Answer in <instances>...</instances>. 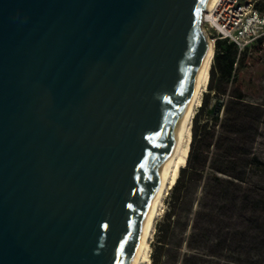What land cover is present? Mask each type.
I'll return each instance as SVG.
<instances>
[{
	"label": "water",
	"instance_id": "obj_1",
	"mask_svg": "<svg viewBox=\"0 0 264 264\" xmlns=\"http://www.w3.org/2000/svg\"><path fill=\"white\" fill-rule=\"evenodd\" d=\"M207 3L0 0V264H129Z\"/></svg>",
	"mask_w": 264,
	"mask_h": 264
},
{
	"label": "rangeland",
	"instance_id": "obj_2",
	"mask_svg": "<svg viewBox=\"0 0 264 264\" xmlns=\"http://www.w3.org/2000/svg\"><path fill=\"white\" fill-rule=\"evenodd\" d=\"M259 6L264 10V0H259ZM235 67L238 80L222 83L224 93H216L208 83L193 118L192 132L208 120L209 128L217 132L219 123L210 114L212 107H218L222 115L226 103L238 92L245 102L264 107V42L247 54L245 65ZM213 84L220 85L219 74ZM202 104L204 109L200 110ZM254 152L256 165L240 187L213 183L209 167L196 175L186 169L188 164L181 166L157 218L149 264H264V115ZM176 197H180L177 202ZM171 210L174 213L168 218ZM166 228L168 234L162 241V229Z\"/></svg>",
	"mask_w": 264,
	"mask_h": 264
},
{
	"label": "trees",
	"instance_id": "obj_3",
	"mask_svg": "<svg viewBox=\"0 0 264 264\" xmlns=\"http://www.w3.org/2000/svg\"><path fill=\"white\" fill-rule=\"evenodd\" d=\"M263 42L264 39H260L239 53L238 46L234 42L218 38L215 42L212 74L208 80L210 89L216 93H224L221 88L222 83L238 80L235 63L237 62L239 66L245 65L247 54L252 49L261 48ZM216 74H219L220 85L213 84ZM243 98L241 92L233 94L230 102L226 103L222 115L217 112L215 105L212 107L210 114L215 122L219 123V130L215 132L211 127L209 128V120L201 127L197 125L192 132L193 138L185 161V165L188 164L186 169L190 168L196 175H200L209 167L211 181L222 187L225 183L240 187L246 182L250 169L256 165L254 144L264 115V107L245 102ZM203 109L202 104L200 110ZM181 178L180 174L175 184L176 188ZM178 200L180 197H176L175 202ZM173 213L174 211L171 210L168 218ZM167 234L168 228L162 229V241L166 240Z\"/></svg>",
	"mask_w": 264,
	"mask_h": 264
},
{
	"label": "bare ground",
	"instance_id": "obj_4",
	"mask_svg": "<svg viewBox=\"0 0 264 264\" xmlns=\"http://www.w3.org/2000/svg\"><path fill=\"white\" fill-rule=\"evenodd\" d=\"M219 1L220 0H208V3L204 7L202 13V19L205 12L214 10ZM202 29L204 30V33H206L203 24ZM206 39L208 41V45L205 56L201 63L194 87L183 111L176 137L167 153L159 180L157 182L158 195L155 197L146 213L138 243L132 253L129 264H149L151 262V241L154 236L157 218L165 203V197L168 190L174 183L181 166L186 161L192 138L193 118L197 108L203 100V94L207 90L210 69L215 54L214 41L208 37H206Z\"/></svg>",
	"mask_w": 264,
	"mask_h": 264
},
{
	"label": "built area",
	"instance_id": "obj_5",
	"mask_svg": "<svg viewBox=\"0 0 264 264\" xmlns=\"http://www.w3.org/2000/svg\"><path fill=\"white\" fill-rule=\"evenodd\" d=\"M202 24L207 37L212 34L214 45L218 38L226 39L238 46L239 53L264 39V10L259 0H220L214 10L205 12Z\"/></svg>",
	"mask_w": 264,
	"mask_h": 264
}]
</instances>
